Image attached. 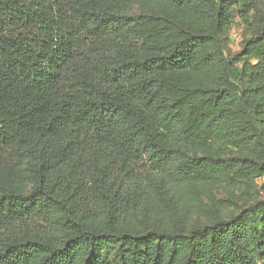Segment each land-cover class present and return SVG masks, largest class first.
Returning <instances> with one entry per match:
<instances>
[{
	"label": "trees",
	"instance_id": "obj_1",
	"mask_svg": "<svg viewBox=\"0 0 264 264\" xmlns=\"http://www.w3.org/2000/svg\"><path fill=\"white\" fill-rule=\"evenodd\" d=\"M260 177L264 0H0V264H264V199L186 209Z\"/></svg>",
	"mask_w": 264,
	"mask_h": 264
},
{
	"label": "rangeland",
	"instance_id": "obj_2",
	"mask_svg": "<svg viewBox=\"0 0 264 264\" xmlns=\"http://www.w3.org/2000/svg\"><path fill=\"white\" fill-rule=\"evenodd\" d=\"M248 35V29L235 16L226 29L225 52L233 55L240 49V43ZM264 199V177L253 181L234 180L230 183L206 182L194 185L186 201L189 224H200L209 220L213 210L218 208L225 215L236 213L251 203Z\"/></svg>",
	"mask_w": 264,
	"mask_h": 264
}]
</instances>
